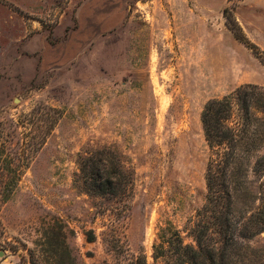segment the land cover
I'll return each instance as SVG.
<instances>
[{"label":"rangeland","instance_id":"1","mask_svg":"<svg viewBox=\"0 0 264 264\" xmlns=\"http://www.w3.org/2000/svg\"><path fill=\"white\" fill-rule=\"evenodd\" d=\"M263 59L264 0H0V119L44 139L0 202V264H170L154 245L172 226L192 242L206 202L204 106L264 87ZM102 148L132 171L125 196L78 179ZM240 241L231 264H264V232Z\"/></svg>","mask_w":264,"mask_h":264},{"label":"trees","instance_id":"2","mask_svg":"<svg viewBox=\"0 0 264 264\" xmlns=\"http://www.w3.org/2000/svg\"><path fill=\"white\" fill-rule=\"evenodd\" d=\"M228 13L227 25L237 39L260 53ZM201 121L210 151L206 202L191 228L193 241L186 243L172 226L154 245L155 260L167 254L170 264H231L240 240L264 232V87L245 84L208 101ZM35 124L32 115L0 119L1 203L14 195L44 143L33 133ZM77 176L84 190L98 195L125 196L133 184L126 161L110 148L80 155Z\"/></svg>","mask_w":264,"mask_h":264}]
</instances>
